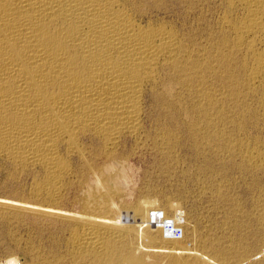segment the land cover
<instances>
[{"label":"bare ground","instance_id":"bare-ground-1","mask_svg":"<svg viewBox=\"0 0 264 264\" xmlns=\"http://www.w3.org/2000/svg\"><path fill=\"white\" fill-rule=\"evenodd\" d=\"M162 1L0 0V161H4L14 173H23L35 168L41 169L42 176L34 180L28 196L33 203L41 201L57 204L68 184L67 179L73 171L71 156L76 155L82 160V171L85 172L92 169V159L90 160L89 156L92 154L90 148L93 145L98 146V148L96 146L99 150L97 158L109 162L116 157L124 141L131 139L136 144L144 142L147 105L153 110L164 106L165 109L176 110L174 105L177 103L170 101V96L174 90H177L176 88L185 91L182 94L187 93V97L193 101L192 107L188 104L187 107H191L190 113L196 116H192L194 121L198 120L196 121L198 123L205 117L208 132L204 134L208 137L205 135L203 138L202 131L200 133L202 140H205V137L209 139L210 133L218 128L217 125L222 122L221 120H224L222 112L224 102L227 103L226 100H232L230 102L232 105L234 103L240 106L241 102L242 106H245L243 101L251 95L250 93L257 89L264 92V0H228L227 7H224L227 15L226 17L224 15L223 21H220L223 32L218 31L222 34L218 36L216 46L214 45L215 47L209 51L205 49L208 47L203 48V45L196 44L197 40L194 43L191 38L194 35L190 37L189 32L187 33L189 36L180 35L181 33L179 34L171 23V25L169 22L165 23V19L164 22L160 19H153L154 15H151L153 12L159 14L162 11L163 6L162 8L159 6L161 3L158 5ZM178 1L180 4L188 5L192 0ZM212 38L214 39V36ZM207 43L209 45L210 42ZM239 72L244 75L242 81L239 79L241 77ZM221 75L228 83V90L224 91L225 88H223L219 94H213L217 87L212 92L207 91L208 88L205 87L209 84L206 82L209 81L206 80L207 77L214 78ZM213 86L214 84L211 87ZM181 92L180 90L179 93ZM174 94L175 98L180 96L178 93ZM225 109L228 110V107ZM168 118L175 121L177 117L172 113V116ZM249 120L251 121V118ZM234 122L236 123L235 120ZM259 122L258 120L257 124ZM201 123L200 125L203 124ZM225 124L222 129H226L227 123ZM196 125L193 126L192 131L194 129L197 131L196 128H201L198 130L201 131L205 126L198 127L197 125L196 127ZM174 126L173 128L176 129L177 127ZM240 130L237 132L242 134L243 131L240 133ZM234 131L232 133L235 134ZM165 132L162 134L164 140L162 139L161 143L173 134V131ZM218 134L221 137V132ZM227 139L229 140L226 142L231 140ZM234 141L236 143V140ZM198 143L200 142L197 141L196 144L199 145ZM231 143H229L230 149ZM239 143L238 146H240ZM216 144L219 145L217 142ZM171 148L174 147L171 146ZM232 148L231 152L236 147ZM237 148L236 150L240 151L241 148ZM205 149L204 147V151H201L205 153ZM245 150L243 149L244 152ZM199 153L202 154V152ZM239 156L246 164L245 168L248 166L250 171L264 169V150L256 152L249 150ZM110 165L109 168L112 166ZM107 168H103L100 173L99 191L90 192L88 195V201L85 203L86 213L81 217L82 226L73 230L68 240V256L73 264H254L253 256H251L253 250L250 252L248 249L251 247H242L235 240L229 242L227 238H225L227 241L223 243L222 241L225 240L223 239L221 242L223 245L228 243L220 249V246L219 248L214 246L204 235L203 238L198 239L187 236L191 241L184 243L180 241L181 235H179V241H171V237L163 235L162 238L160 237V245L152 241L150 234L146 233L142 226L143 229L136 228L130 235V223L123 224L117 218L110 216L112 211L110 201L116 195L119 197L114 184H121L123 178L119 174L113 177L106 176L104 169ZM245 171L248 172V170ZM217 193L216 190V195ZM219 194L222 193L219 192ZM24 205L30 207L34 204L24 202ZM234 210L232 209L233 212ZM126 211L132 217H138L136 211L131 208ZM262 220L264 219H261V222L260 220L255 222L262 223ZM246 241L248 242L247 239ZM213 242H215L214 239ZM151 255L154 256V261L148 262L147 257ZM256 259L255 264H259ZM58 261V259L55 260V262Z\"/></svg>","mask_w":264,"mask_h":264},{"label":"rangeland","instance_id":"rangeland-1","mask_svg":"<svg viewBox=\"0 0 264 264\" xmlns=\"http://www.w3.org/2000/svg\"><path fill=\"white\" fill-rule=\"evenodd\" d=\"M198 1L200 3H198ZM227 1L228 0H206V1L192 0L190 3H188V5H186L183 3L180 4L178 0H166V1L163 0L162 2L158 3V5L161 3V5H159L161 8L163 6L162 11H160L159 14L157 12L156 13L153 12L151 15L152 16L154 15L153 19L156 20L160 19L162 20L161 22L166 21L165 23L168 22L169 24L171 23L172 25L171 24L170 25L176 28L179 34L181 33L180 35L184 34L187 36L188 34H190V37L194 35V37L193 36L191 37L194 43H196L197 40L196 44H199L201 46L203 45L202 46L203 48L208 47L209 49L208 48L205 49L209 51L210 49H213L212 47L216 46L219 38L218 36L222 34L220 32H223V28L220 27V24L222 22L220 23V21H223L224 17H226L227 15V10L226 8H224L225 6L227 7L226 4ZM191 9L193 11H191ZM157 16L160 17L158 18ZM210 28L213 29L211 30ZM218 31L220 32L218 33ZM213 32L214 34H212ZM199 36L200 38H197ZM213 36L215 40L212 38ZM204 39L206 40L209 39V40L207 41L205 40L206 41L205 42L203 41ZM207 42H210L209 43L210 46L208 45ZM242 74L243 73L239 72V75L241 76L239 77V79H241V81L244 78L243 77L244 75ZM207 78L208 79L206 80L209 81L206 82L207 83L209 82V84H206L207 86L205 87L210 89V90L207 89V91L212 92L216 87L220 90L216 88L215 89L216 92L214 91L213 94L215 93L219 94L220 91L221 92L223 91V88H225L224 91L228 90V86H227L228 83H226L227 81L223 80L224 77L222 75L219 77L218 76L214 77L216 80L213 77H207ZM209 78L211 80L213 79V81H215L217 84L211 81ZM219 79L223 80V82L221 80L219 81ZM210 82L212 84H210ZM223 83L224 84L226 83L225 84L226 86ZM213 84L214 86L211 87ZM221 86L223 87L221 88ZM211 88H213V90ZM176 89L177 90L176 91L174 90L173 94L178 93L180 96L178 98H175L176 96L174 97L173 94H171L170 96V101H173V103H177L176 104L177 107L176 105H174L175 106L174 109L176 110L165 109V106L157 110H153L150 109V107L147 105L146 108L147 115L145 119V130H144L146 135H145V140H143L145 144L144 142L140 144L138 143L136 144L131 139L126 140L122 143L118 154L113 159L114 161L111 160L109 162L105 161L102 158H97V153L99 152V150L97 149L98 146L95 144L91 147L93 150L92 152L90 148V153H92L93 155L91 154L89 156L90 157L89 159L90 160L92 159L91 161L92 169L86 170L85 172L82 171L83 170L82 160H80L76 155L71 156L70 160L72 163L73 171L70 177L67 179L66 183L68 184L65 187L64 192L60 200L57 202V204L53 205L41 201L38 202L35 201L33 203V201H31L28 197L31 192V188L34 183V180L42 176V172L40 168L29 169L23 173H14L11 172L10 167L7 164H5L4 161H0V264H73L68 256L69 247L67 243L71 236V232L73 230L79 229L82 226L81 217L83 214L86 213L85 203L88 201V195L90 192L95 193L99 191L98 189L100 188L98 187V182L101 178L100 173H102V169L105 167L106 168L108 167L107 169H104V171H106L105 172L106 176L111 175L110 177H113V176H117L116 174L122 175L120 176L121 178H123L122 183L117 185L114 184L116 186V187L114 186L116 191L119 192L118 194L119 197L116 195L110 201V205L112 207L110 216L113 218H117L123 224L130 223V227H129L130 235L133 234L136 228L143 227L144 229L143 228L142 229L145 230L146 233L148 232V234H150L152 241L156 245L161 244L160 240L163 235L164 236L166 235L165 237L168 238L171 237L172 239L171 241H176V240L179 241L180 239L179 235H181L180 241L182 243L191 241L190 238L194 239L193 237H195V239L196 238L198 239L200 237L203 238L204 235L205 238L208 237V241L213 243L214 246H217L218 248L220 246V249L226 246L228 242L224 244L225 246L223 245V243L224 241H227V239L229 242L235 240L242 247L245 248H247V246L251 247L248 248L250 249V252L252 250L254 251V249L256 248L255 249L256 251H254V253L253 251L251 252L253 254L251 255L253 256L252 259L253 263L255 264V259L257 258L256 262H258L259 264H264L263 263L264 262V252H263L264 251V244H263L264 220H262L263 221L262 223H259L261 222V219H264V212H263L264 209H262V207L264 206L263 205L264 169L262 170L258 169L259 171L258 170L250 171L248 166L245 168L246 164L243 163L244 161L242 157L239 156V155L242 156L246 151L249 150L253 152L264 150V119H263L264 92L261 89H257L256 91H253L255 93L253 92L250 93L251 95H248L249 97L247 96V99H245L246 101L245 100L243 101L244 105L246 104L245 106H242L241 102H240V106L239 104L237 105L236 103H235L236 105H234V103L232 105V103L230 104L232 100L231 101L230 99H228L229 101L226 100L227 103L224 102L223 104L224 109L222 112V114L224 115L223 119L225 121L221 120L224 124H222V122L218 123L217 125L218 128L216 127L217 129H214L213 132L210 133L209 135L210 138L207 139L208 135L204 134L208 132V127L206 125L205 117H203L202 120L200 119L199 122L196 123V121L198 120L194 121L193 118L196 116L193 113H190L192 111V109L190 108L192 107L193 101H191L190 98L187 97V93L182 94L185 93V91H183L180 88H176ZM180 90L182 91L181 94L179 93ZM252 95L254 96L257 95V97L254 98V96ZM183 97L185 98L183 99ZM172 98L175 100H173ZM256 98L259 99L260 101L258 102ZM249 99L250 101L251 100L252 101L256 100V101L251 103ZM177 101H179V103ZM187 104L191 107L189 106L187 107ZM178 105H180L181 108L183 106L184 107L181 109L180 106L178 107ZM226 106L228 107V110L225 109L227 108ZM259 107L262 108L259 109ZM232 109L234 111L236 110L235 113ZM225 110H227L228 112ZM245 110L247 113L245 112ZM186 112L187 113L189 112V114L187 115ZM213 112L216 114L215 111ZM225 112L227 114H225ZM249 112L252 114H255L254 112H256L255 114L256 116L252 114L250 115ZM164 113L166 114V117ZM172 113L173 116L177 117L175 121H172L171 118H168V116L169 117L172 116ZM259 114L262 116V118L261 116H259ZM228 115L230 117H228ZM236 115L238 116L239 119L237 118ZM232 116L233 117L235 116L234 118L236 119H234ZM187 117L189 119L192 117L191 118L192 120L186 119ZM227 117L230 118V120ZM240 117L241 118L243 117L242 120ZM249 118H251V121L253 123H251ZM256 118L257 119L259 118L258 120L260 122L258 124H257L258 120ZM237 119L240 122H237L238 121ZM234 120L236 121V123L234 122ZM187 121L188 123L190 121V124H188ZM192 121L196 123L198 127H202V125L203 126L205 125L204 126L205 128L202 127L201 131H198L201 128L199 129L196 128L198 132L195 129L194 131L197 132L198 134L195 133L192 130L196 124L191 123ZM261 121H263V123H261ZM167 122L171 125L169 126ZM201 122L204 123L202 124ZM233 122L236 124V127ZM200 123L202 125H200ZM225 123H227V127H225L226 129L224 128L222 129V127L226 125ZM237 123L241 124V126H239V124L237 125ZM166 126L168 127L166 128ZM173 126L177 128L174 129ZM246 126L247 128H245ZM167 129H169V131H167ZM205 129L207 131H205ZM221 129L225 131H222ZM239 130L240 133L241 131H243L246 134L243 132L242 134H239V132H237ZM172 131H173L172 136L171 137L169 136L170 138L167 137V139L169 143L173 141L170 144L172 143H176V144L170 145L167 139H165V141L161 143V141L164 140L162 138L163 132L169 133ZM233 131L236 132L235 134L237 135L232 133ZM201 132L203 138L205 135L207 136L205 137V140H202L203 138L201 139L202 137V135L200 134ZM220 132L221 134L223 132L222 135L220 134L222 138L218 136L219 135L218 133ZM227 133L229 135L230 133L231 135L234 134L233 136L236 137L233 138V136L231 135L230 137ZM191 134H193L194 136ZM215 134L216 135L218 134L217 135L218 137ZM239 135L240 137H238ZM191 136L194 138L196 136L195 139L198 142H200L198 144L200 146L202 144V146L200 147L199 145H197L196 144L197 141ZM156 137L158 138L157 140ZM227 138H230L231 140L233 139L232 143L230 142L231 140L229 142H226V140L227 141L229 140ZM211 139L216 141L214 142L212 140L211 141L212 144H211L210 142ZM223 139H225V141H223ZM242 139L247 142L243 141ZM234 140H236L237 146ZM208 141L210 142V144H208L209 143ZM216 142L221 146L217 145ZM238 142H240L239 143L240 146H238ZM256 142L257 144L259 142V144L257 145ZM229 143H231V149H233L232 147L234 146L236 148L239 147L241 149L239 148L237 149H239L243 153L241 154L240 151L234 148V151L236 152V157H235V152L233 150L232 151L234 153L231 152V149L229 148L230 147ZM242 144H244V146L247 145V147H244ZM166 145L168 146L170 145L169 146L170 148ZM224 145L227 146L225 147ZM94 146L96 151L94 149ZM156 146L158 147L159 150L157 149ZM171 146H173L174 148H171ZM216 146L218 148H216ZM204 147L206 148L205 153L203 152ZM208 148H210L209 151L207 150ZM243 149L244 150L246 149L245 152L243 151ZM220 150L222 151V153L223 152L224 153L222 154ZM120 151H122V153ZM197 151L202 152V154ZM227 151L229 152L227 153ZM219 153L222 154V156H220ZM122 154H124V156ZM240 159H242L241 162ZM110 164L113 165L111 166ZM109 165L111 166L110 168ZM240 165L241 166L243 165L242 167H244L245 169L242 168ZM245 170H248V172ZM216 190L218 192L217 195H216ZM219 192L222 194H219ZM23 201L25 203H32L34 205L30 207H26ZM237 202L238 204H236ZM259 207H261L260 210H258L260 211V213L256 211L257 209H259ZM130 208L131 210L136 211L138 217L134 218L131 216V214H129L126 211V209H130ZM236 208L237 209L239 208L238 210H240V212L236 210ZM232 209L233 210L235 209L236 211L234 210L233 212ZM142 214L144 216H141ZM240 214H244V215H240ZM262 214L263 216H260ZM245 215L247 216L245 217ZM152 216H155V218H152ZM259 216L260 219H258ZM235 218H237V220ZM258 220L260 221L255 222ZM168 221L170 222L168 223ZM232 223L234 226L231 225ZM234 223H236V225ZM238 224L240 226H238ZM260 224H262L261 226L263 227V229L261 226H259ZM241 225L244 226L241 227ZM168 227L174 230V234H172V236L167 234L169 229ZM232 227L235 228L233 229ZM257 229L259 230V232ZM233 230H235L236 232ZM161 231L162 232L164 231L163 232L164 234ZM187 236L188 237L191 236V237L188 238ZM172 237L174 238V240ZM219 237H221V239ZM213 239L215 240V242H213ZM246 239L248 240L249 243L246 241ZM241 243H243V245ZM259 249L261 250V252ZM56 259H58L59 261L55 262ZM147 260L148 262L151 261L153 262L154 256L153 257L152 255L148 256Z\"/></svg>","mask_w":264,"mask_h":264},{"label":"built area","instance_id":"built-area-1","mask_svg":"<svg viewBox=\"0 0 264 264\" xmlns=\"http://www.w3.org/2000/svg\"><path fill=\"white\" fill-rule=\"evenodd\" d=\"M160 214V213H159ZM152 218H155V216H152ZM170 221H168V223H169ZM169 229H168V232H167V234L168 235H172V234H174V230L172 229V228H170V227H168Z\"/></svg>","mask_w":264,"mask_h":264}]
</instances>
